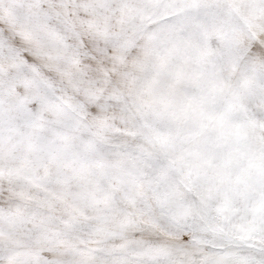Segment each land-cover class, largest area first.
Wrapping results in <instances>:
<instances>
[{
  "label": "snow or ice",
  "instance_id": "obj_1",
  "mask_svg": "<svg viewBox=\"0 0 264 264\" xmlns=\"http://www.w3.org/2000/svg\"><path fill=\"white\" fill-rule=\"evenodd\" d=\"M0 264H264V0H0Z\"/></svg>",
  "mask_w": 264,
  "mask_h": 264
}]
</instances>
